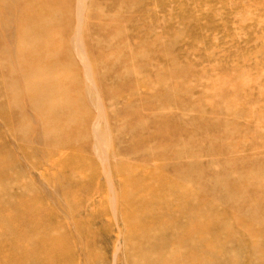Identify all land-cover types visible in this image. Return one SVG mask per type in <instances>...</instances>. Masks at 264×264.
Masks as SVG:
<instances>
[{
	"label": "rangeland",
	"instance_id": "374dc122",
	"mask_svg": "<svg viewBox=\"0 0 264 264\" xmlns=\"http://www.w3.org/2000/svg\"><path fill=\"white\" fill-rule=\"evenodd\" d=\"M174 250L264 264V0H0V264Z\"/></svg>",
	"mask_w": 264,
	"mask_h": 264
},
{
	"label": "bare ground",
	"instance_id": "6f19581e",
	"mask_svg": "<svg viewBox=\"0 0 264 264\" xmlns=\"http://www.w3.org/2000/svg\"><path fill=\"white\" fill-rule=\"evenodd\" d=\"M81 5H82V3H81ZM78 8H80V9H82L81 7H79L78 6ZM77 8V17L79 16V14L80 13H78L79 11H80V9H78ZM83 10V9H82ZM75 12V13H76ZM80 12H82V11H80ZM83 13V12H82ZM81 15V14H80ZM78 19H79V17H78ZM78 19H76V20H78ZM80 19H82V18H80ZM79 19V20H80ZM79 20H78V22H79ZM82 22V20H80V22L79 23H81ZM81 25V24H80ZM80 28V27H79ZM27 33V32H26ZM76 35H78V33L76 34ZM24 36V35H23ZM79 36V35H78ZM77 37V36H76ZM29 38H33V39H29ZM39 39H41V38H39ZM74 39V38H73ZM37 41H38V38H37V35L36 34H32V35H30V34H26V36H25V40H24V42L25 43H28V44H30L31 46H36L35 44H37ZM74 41V40H73ZM38 43H39V41H38ZM73 48L76 50V52H77V54L78 53H80V51H81V53H82V50H81V42H79L78 40H75L74 42H73ZM83 47V46H82ZM33 49V48H32ZM74 49H73V51H74ZM84 53V52H83ZM29 54V53H28ZM40 55V54H39ZM76 55V54H75ZM43 57V56H42ZM69 57V56H68ZM44 59V58H43ZM84 59V58H83ZM23 60V59H22ZM88 61V60H87ZM55 64H53V66H54ZM90 66V65H89ZM51 67V66H50ZM86 69V68H85ZM49 70V69H48ZM89 70H90V68H89ZM88 71V70H87ZM25 72H27V70H21L20 72H19V76L20 75H23ZM32 72V71H31ZM30 72V73H31ZM29 73V74H30ZM33 73H35V71L33 72ZM89 73H90V71H89ZM13 75V74H12ZM12 75H10V76H12ZM33 75V74H32ZM85 75L87 76V74L85 73ZM92 75V74H91ZM93 76V75H92ZM28 77V76H27ZM91 77V76H90ZM24 78V77H23ZM85 78H88V76L87 77H85ZM26 79H28V78H26ZM88 79H90V78H88ZM85 81V80H84ZM87 81V80H86ZM15 82V81H14ZM23 82V81H22ZM92 82V81H91ZM89 83V82H88ZM5 84V83H4ZM3 84V85H4ZM90 84H92V83H90ZM89 84V85H90ZM5 86V85H4ZM10 86V85H9ZM16 86H18V83H17V85ZM52 86V85H51ZM53 86H57V85H53ZM91 86V85H90ZM48 87V86H47ZM89 87V86H88ZM5 88H6V86H5ZM43 88V87H42ZM56 88V87H55ZM17 89H18V87H17ZM17 89H16V91H17ZM29 89V88H28ZM44 89V88H43ZM19 90V89H18ZM27 90V89H26ZM56 90L57 89H55L54 90V94H55V92H56ZM20 91V90H19ZM18 91V92H19ZM31 91V90H30ZM91 91V90H90ZM32 92V91H31ZM93 91H91V93H92ZM29 93V92H28ZM90 93V95H92ZM168 94V93H167ZM53 95V94H52ZM65 95V94H64ZM89 95V96H90ZM98 95V94H97ZM42 96V95H41ZM41 96H39L40 98H41ZM43 96H45V94H43ZM62 96V95H61ZM88 96V99L90 98ZM38 97V98H39ZM51 97V96H50ZM60 97V96H59ZM92 98V97H91ZM42 99V98H41ZM48 99V98H47ZM46 99V100H47ZM38 100H40V99H38ZM45 100V101H46ZM49 100V99H48ZM47 100V103L49 102ZM93 100H94V98H93ZM19 101V100H18ZM90 101V100H89ZM95 101V100H94ZM100 101V100H99ZM33 103H35V101L33 102ZM90 103V102H89ZM101 103V102H100ZM36 104V103H35ZM34 104V105H35ZM36 106H38V105H36ZM102 106V105H101ZM38 107H40V106H38ZM102 107H104V106H102ZM35 108H37V107H35ZM34 108V109H35ZM99 109V108H98ZM58 110V109H57ZM103 112V111H102ZM105 114V113H104ZM104 118V117H103ZM101 121V120H100ZM98 122V121H97ZM100 124H101V122H100ZM99 124V125H100ZM100 127V126H99ZM107 127V126H106ZM97 129V128H96ZM102 129V128H101ZM104 129V128H103ZM100 130L99 132H97V141H98V144L100 145V147L101 148H103V149H106L107 147H108V145H109V148L111 147V149H112V155H113V157H115L117 154H116V151H115V149L112 147V143H114V142H112V143H109V141H108V143H106V136H107V132H105L104 130ZM119 130V129H118ZM92 135V134H91ZM119 135V134H118ZM118 135H117V137H118ZM113 136H114V134H113ZM94 137H95V135H94ZM109 137V136H108ZM94 139V138H93ZM73 142V141H72ZM94 142H96V141H94ZM110 144H112V145H110ZM116 147V146H115ZM100 149V148H99ZM118 150H120L119 148H118ZM101 150H99L98 152H100ZM107 152H108V149H107ZM101 153V152H100ZM104 153V152H103ZM117 153L119 154V151H117ZM107 158V157H106ZM106 158H105V160H106ZM114 160V159H113ZM116 160V159H115ZM107 161V160H106ZM119 161V160H118ZM113 162V161H112ZM115 162V161H114ZM108 164V163H107ZM118 165V164H117ZM211 165V164H210ZM234 176H235V174H234ZM216 180V179H215ZM217 180H220L219 178L217 179ZM225 187V186H224ZM223 187V188H224ZM226 188V187H225ZM248 210V209H247ZM254 210V209H253ZM256 210V209H255ZM245 212H247V211H245ZM252 213H254V212H252ZM256 213V212H255ZM254 215V214H253ZM194 233H196V232H194V230L193 229H191V232H189L188 233V237H191L192 238V236L194 235ZM169 237H171V236H169ZM167 239V238H166ZM165 239V240H166ZM201 239V238H200ZM165 240H164V242H165ZM169 240V239H168ZM183 240V239H182ZM167 241V240H166ZM203 246V245H202ZM186 247V246H185ZM186 251H188V253H189V255H184L182 252H181V250H174L173 251V253H172V256L174 257V258H176V260H174V261H172V262H174V264L175 263H184V264H193L192 262H195V253H196V251L197 250H186ZM206 252H210V254L211 253H213L212 252V250H206ZM161 255V254H160ZM218 257H220V256H218V255H216V257H215V259L214 260H220V258H218ZM44 258V260H45V264H49V258H48V256H45V257H43ZM166 259V258H165ZM166 260H168V259H166ZM206 261V262H205ZM141 263V262H140ZM208 263H210V259H208V261L206 260V259H204L203 260V258L201 259V261H200V263H198V264H208ZM219 263V262H218ZM143 264V263H142ZM145 264H165V263H163V261H159V260H155V261H151V260H145ZM220 264V263H219Z\"/></svg>",
	"mask_w": 264,
	"mask_h": 264
}]
</instances>
